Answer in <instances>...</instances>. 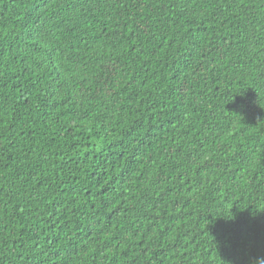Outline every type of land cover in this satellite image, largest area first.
<instances>
[{
  "label": "trees",
  "instance_id": "trees-1",
  "mask_svg": "<svg viewBox=\"0 0 264 264\" xmlns=\"http://www.w3.org/2000/svg\"><path fill=\"white\" fill-rule=\"evenodd\" d=\"M264 258V0H0V264Z\"/></svg>",
  "mask_w": 264,
  "mask_h": 264
},
{
  "label": "clouds",
  "instance_id": "clouds-1",
  "mask_svg": "<svg viewBox=\"0 0 264 264\" xmlns=\"http://www.w3.org/2000/svg\"><path fill=\"white\" fill-rule=\"evenodd\" d=\"M255 264H264V258H257Z\"/></svg>",
  "mask_w": 264,
  "mask_h": 264
}]
</instances>
